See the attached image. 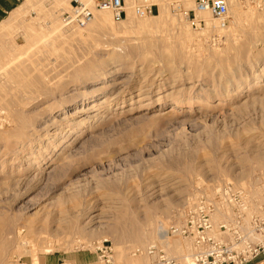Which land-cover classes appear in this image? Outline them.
Segmentation results:
<instances>
[{
	"label": "rangeland",
	"instance_id": "1",
	"mask_svg": "<svg viewBox=\"0 0 264 264\" xmlns=\"http://www.w3.org/2000/svg\"><path fill=\"white\" fill-rule=\"evenodd\" d=\"M55 1L0 23V264L77 252L106 264L104 242L112 264H164L160 252L193 264L192 240L161 232L198 196L238 188L264 204V0H238L225 27L194 4L188 18L185 1L126 0L101 29L66 26L70 0Z\"/></svg>",
	"mask_w": 264,
	"mask_h": 264
},
{
	"label": "built area",
	"instance_id": "2",
	"mask_svg": "<svg viewBox=\"0 0 264 264\" xmlns=\"http://www.w3.org/2000/svg\"><path fill=\"white\" fill-rule=\"evenodd\" d=\"M182 1H191L193 12H209L222 27L228 22L232 0H177L175 9L182 11ZM94 8L80 0H70V10L62 14V20L70 28H84L94 19L95 10H110L116 22L127 16L126 0H96ZM153 11L154 4L146 2L135 7L140 17ZM191 11H187L188 18ZM6 118V110L0 107V131L5 128ZM261 206H250L238 188H217L212 195L198 196L189 206L184 226L163 231L161 235L191 239L193 264H247L264 255V204ZM216 216L220 217L217 225ZM104 243L98 248L100 257L106 264H112V250ZM155 250L149 249V254ZM160 253L164 264H179L175 257Z\"/></svg>",
	"mask_w": 264,
	"mask_h": 264
},
{
	"label": "bare ground",
	"instance_id": "3",
	"mask_svg": "<svg viewBox=\"0 0 264 264\" xmlns=\"http://www.w3.org/2000/svg\"><path fill=\"white\" fill-rule=\"evenodd\" d=\"M44 0H35V2L36 3H38V4H40L39 2H43ZM55 1V0H54ZM51 2H52V0H51ZM60 1H55V3H59ZM34 3V2H33ZM50 3V2H49ZM35 4V3H34ZM33 4V5H34ZM184 4L186 5V8L183 10V14L184 15H186L187 16V11H189L190 9H193V7H192V2L191 1H185L184 2ZM231 7H234V9H233V15H234V19H235V14L238 12V11H240V4L238 3V0H232V3H231V6H230V12H231ZM24 10V9H23ZM96 12V14L94 15V19L89 23V24H91L92 26H94L95 28H97V29H101V28H104L107 24H108V22H109V20H110V15L108 14V11L107 10H105V9H99V10H96L95 11ZM22 13V12H21ZM20 12H18V14L16 15L17 17L18 16H20L19 18L21 19L22 18V16L20 15L21 14ZM196 13H197V15L198 16H203V17H205V24H206V26L207 27H218V25L220 26V24H217L218 22H216V21H214L212 18H214L209 12H199V11H196ZM165 14V13H164ZM166 16H168V13H166L165 14ZM244 15V14H243ZM211 17V19H209ZM207 18V19H206ZM238 18V17H237ZM244 18H245V15H244ZM237 20V19H236ZM150 21H148L147 19H143V22H142V24H141V26H149L150 25V23H149ZM175 22H177V21H175ZM174 22V24H175V26H176V23ZM180 22V21H179ZM179 22H177V26L178 25H180V24H178ZM239 21H237V23H238ZM185 26V25H184ZM228 26H229V24H228ZM222 27V26H221ZM233 28V27H232ZM227 29V28H226ZM235 29H236V26H235ZM234 29V30H235ZM237 30V29H236ZM234 32H238V31H234ZM163 39V38H162ZM117 49V48H116ZM119 50V49H118ZM160 50V49H159ZM121 51V50H120ZM162 58V57H161ZM157 61V60H156ZM161 61V60H160ZM91 63L92 62H89L88 63V65L87 66H90L91 65ZM98 63V62H97ZM97 63H96V65H97ZM161 63V62H160ZM164 63V62H163ZM91 67V66H90ZM89 75V74H88ZM90 76V75H89ZM89 76H87V78L86 79H89L90 77ZM93 77V76H92ZM104 81V80H106V77H102V78H100V77H95V79H93V83H100L101 84V82L102 81ZM121 81V80H120ZM120 81H118V82H120ZM126 84V83H125ZM143 85V84H142ZM150 85V84H149ZM148 87V86H147ZM174 88V87H173ZM141 89V88H140ZM173 90V89H172ZM142 91V90H141ZM139 92V91H138ZM145 92H147V91H145ZM140 93V94H139ZM138 93V95H142V97H141V99L140 100H142V99H144V98H146V97H143V94H144V92H139ZM86 99H88V97H85V100ZM93 100V99H92ZM80 103V102H79ZM90 103V102H89ZM177 104V106H180L179 104V102H176ZM81 104V103H80ZM83 104V103H82ZM151 104V103H150ZM79 105V104H78ZM151 106V105H150ZM87 107V106H86ZM96 107V106H95ZM88 108V107H87ZM81 109V110H84V111H81V112H87V110L89 111V109ZM150 107H147V109H149ZM80 110V109H79ZM78 110V111H79ZM91 112V111H90ZM81 125V124H80ZM161 238L162 239H164V237L161 235ZM193 254L194 253H192V255H191V257H192V262H193ZM67 263V262H66ZM65 263V264H66ZM69 264V263H68Z\"/></svg>",
	"mask_w": 264,
	"mask_h": 264
},
{
	"label": "crops",
	"instance_id": "4",
	"mask_svg": "<svg viewBox=\"0 0 264 264\" xmlns=\"http://www.w3.org/2000/svg\"><path fill=\"white\" fill-rule=\"evenodd\" d=\"M26 0H0V23L8 18ZM67 262V263H66ZM100 264L96 255L77 252L70 256L61 257L49 255L44 258L42 264ZM247 264H264V255Z\"/></svg>",
	"mask_w": 264,
	"mask_h": 264
}]
</instances>
